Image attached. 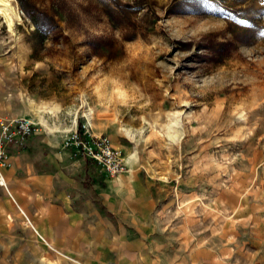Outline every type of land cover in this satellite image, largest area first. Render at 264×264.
Wrapping results in <instances>:
<instances>
[{
	"label": "rangeland",
	"instance_id": "obj_1",
	"mask_svg": "<svg viewBox=\"0 0 264 264\" xmlns=\"http://www.w3.org/2000/svg\"><path fill=\"white\" fill-rule=\"evenodd\" d=\"M16 2L0 121L35 130L0 175L31 135L88 122L126 142L127 170L92 189L125 213L123 264H264V0Z\"/></svg>",
	"mask_w": 264,
	"mask_h": 264
},
{
	"label": "crops",
	"instance_id": "obj_2",
	"mask_svg": "<svg viewBox=\"0 0 264 264\" xmlns=\"http://www.w3.org/2000/svg\"><path fill=\"white\" fill-rule=\"evenodd\" d=\"M62 137L58 131L41 130L10 151L4 162L3 184L18 210L6 207L8 197L0 198V264L124 263L129 244L122 235L123 219L114 223L110 216L118 220L125 213L100 208L92 192L112 176L85 157L71 156ZM109 137L114 147L126 149V142ZM18 211L27 224L21 226L24 235L13 238L9 218Z\"/></svg>",
	"mask_w": 264,
	"mask_h": 264
},
{
	"label": "built area",
	"instance_id": "obj_3",
	"mask_svg": "<svg viewBox=\"0 0 264 264\" xmlns=\"http://www.w3.org/2000/svg\"><path fill=\"white\" fill-rule=\"evenodd\" d=\"M33 122L27 118L5 119L0 121V158L6 157V145L20 142L35 129ZM88 122L75 123L63 135L62 147L73 157H85L93 161L101 171L109 176H115L126 171V161L121 151L114 147L110 139L103 135L90 132ZM0 175V183H2Z\"/></svg>",
	"mask_w": 264,
	"mask_h": 264
},
{
	"label": "bare ground",
	"instance_id": "obj_4",
	"mask_svg": "<svg viewBox=\"0 0 264 264\" xmlns=\"http://www.w3.org/2000/svg\"><path fill=\"white\" fill-rule=\"evenodd\" d=\"M20 8L16 0H0V15L9 30H13L15 23L22 20ZM2 183L4 180L2 179Z\"/></svg>",
	"mask_w": 264,
	"mask_h": 264
}]
</instances>
